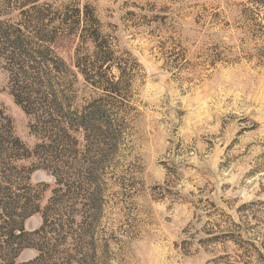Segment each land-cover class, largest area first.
Masks as SVG:
<instances>
[{
  "label": "rangeland",
  "instance_id": "1",
  "mask_svg": "<svg viewBox=\"0 0 264 264\" xmlns=\"http://www.w3.org/2000/svg\"><path fill=\"white\" fill-rule=\"evenodd\" d=\"M263 21L264 0H0L38 53L18 86L0 60L24 146L0 190L29 211H0V247L25 233L0 264H264Z\"/></svg>",
  "mask_w": 264,
  "mask_h": 264
},
{
  "label": "trees",
  "instance_id": "2",
  "mask_svg": "<svg viewBox=\"0 0 264 264\" xmlns=\"http://www.w3.org/2000/svg\"><path fill=\"white\" fill-rule=\"evenodd\" d=\"M246 13V11H244ZM243 13V14H244ZM203 15H200V13L197 15L198 17H202ZM245 22L247 24H250L253 22L250 17H246L244 14ZM264 22V21H263ZM196 23V21H195ZM56 38H54L55 40ZM54 40L49 41L54 45ZM50 44V43H49ZM24 42L21 40L20 37H15L14 39H10L9 36L6 35V33H3L1 31V26H0V60H3L10 64V68L16 69L13 73L11 74V79H13V82L15 86H18L19 78L22 77L25 73L22 71V64L23 62L30 60V62L35 61L36 54L38 53H31L27 48H25ZM260 55L264 56V53L261 51L258 52ZM35 54V55H34ZM257 55L256 59L261 60L259 58H262V56ZM41 58V57H40ZM12 72V71H10ZM18 95L13 94V98L15 99V103L19 105L23 111H25L26 114V107H24L23 104H27V106H30L28 103V100L21 96V91H17ZM54 96L52 97V99ZM56 100V99H55ZM58 110L61 111V106L55 105ZM105 113L101 111H95L88 113L87 116L80 118L82 119V124L83 128L88 124L86 122L91 119L92 117L99 116V117H104ZM83 131H86L84 128ZM24 146L21 144V142L17 139H13L10 135V133L7 131L6 125L2 123V120L0 119V167H3L4 172H6L7 169L6 166L9 164V162L12 161H17L19 160L17 158L18 152L23 150ZM23 159V158H22ZM20 159V160H22ZM28 210V205L27 204H22V206H19L17 201L12 200L11 197L6 195V193L1 192L0 190V211L3 213L7 218L13 219L14 216H23V214H27ZM31 213V211H30ZM5 228L8 230V233L6 235V240L4 242V245L0 247V256L3 257H9L12 252V246L14 244H17V241L22 240L25 237V233L23 232V228L20 227L17 229L18 232H15V229H11L10 225H13V221L9 223L8 221L5 222ZM18 233V235H17Z\"/></svg>",
  "mask_w": 264,
  "mask_h": 264
}]
</instances>
